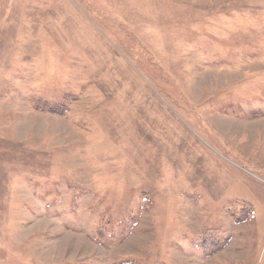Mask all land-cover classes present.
Segmentation results:
<instances>
[{
	"label": "rangeland",
	"instance_id": "1",
	"mask_svg": "<svg viewBox=\"0 0 264 264\" xmlns=\"http://www.w3.org/2000/svg\"><path fill=\"white\" fill-rule=\"evenodd\" d=\"M0 264H264V0H0Z\"/></svg>",
	"mask_w": 264,
	"mask_h": 264
},
{
	"label": "trees",
	"instance_id": "2",
	"mask_svg": "<svg viewBox=\"0 0 264 264\" xmlns=\"http://www.w3.org/2000/svg\"><path fill=\"white\" fill-rule=\"evenodd\" d=\"M41 109L43 111H47L54 114H64L67 111V107L65 105H60L51 102H44L41 105ZM241 213L242 214L240 216H237L234 219V222L239 225L245 224L250 220V216L252 215V207L251 206L245 207L241 211ZM134 224L135 223L132 221L129 228H133ZM213 231H217V230L214 229L204 230V232L199 237L200 246L206 252L207 256L220 252L224 248V246H226L227 243L230 241V236H227L223 239L222 243H219Z\"/></svg>",
	"mask_w": 264,
	"mask_h": 264
}]
</instances>
